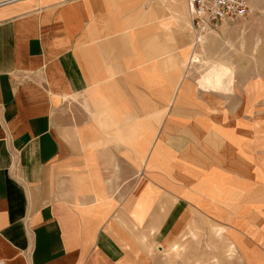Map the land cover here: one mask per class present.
Returning a JSON list of instances; mask_svg holds the SVG:
<instances>
[{
  "label": "crops",
  "instance_id": "crops-1",
  "mask_svg": "<svg viewBox=\"0 0 264 264\" xmlns=\"http://www.w3.org/2000/svg\"><path fill=\"white\" fill-rule=\"evenodd\" d=\"M187 26L182 0H0V260L162 264L148 240L178 258L198 214L249 264L189 172L256 190L235 228L264 258V133L185 71Z\"/></svg>",
  "mask_w": 264,
  "mask_h": 264
},
{
  "label": "rangeland",
  "instance_id": "rangeland-1",
  "mask_svg": "<svg viewBox=\"0 0 264 264\" xmlns=\"http://www.w3.org/2000/svg\"><path fill=\"white\" fill-rule=\"evenodd\" d=\"M187 30L191 32L192 37L191 44L183 50L185 71L190 75L193 73L197 79L204 69L213 63L232 68L234 86L230 94L236 93L237 98L228 95L226 100L237 102L235 114L237 122H240L237 124L238 130L247 135L264 133V0H251L250 14L245 20L211 29L199 35H194L195 32H192L190 26H187ZM197 36L201 38L197 39ZM257 136L260 135L257 134ZM240 137L243 138V136ZM238 142L239 138H237V144ZM256 143L257 146H261L260 140H256ZM259 149L262 151V148L257 147V151ZM259 155L264 156V152H259ZM187 175L188 178L185 180L192 181L193 188L206 194L211 201H220L231 208L238 218L223 221L227 223L224 224L227 234L237 242L249 264H264V258L257 256L254 249L241 243L244 236L239 234L235 228H241L243 232L248 233L252 222H256L251 219L256 190L250 187L249 183L242 182L243 185L237 187V194L233 195L231 190H223L218 180L204 178L205 175L202 172H189ZM196 216L194 227L198 233L197 237L192 238L187 235L184 239L185 253L188 257L184 255L185 253L178 258L164 252L161 253L156 249L159 244L157 240H148V243L153 245L154 252L160 256L159 261L162 264H196V259L200 261V264H245L244 257L239 254L240 251L235 248L234 243L227 236L223 239L222 235H211L210 225L206 219L201 218L200 215L199 218L198 214ZM257 222H262L260 227L264 228V220ZM245 241L251 243L249 239ZM252 246L257 248L256 245ZM193 247H196L195 251ZM259 252L264 254L261 249Z\"/></svg>",
  "mask_w": 264,
  "mask_h": 264
},
{
  "label": "built area",
  "instance_id": "built-area-1",
  "mask_svg": "<svg viewBox=\"0 0 264 264\" xmlns=\"http://www.w3.org/2000/svg\"><path fill=\"white\" fill-rule=\"evenodd\" d=\"M195 34L221 28L245 20L250 14L251 0H182ZM0 264H6L0 260Z\"/></svg>",
  "mask_w": 264,
  "mask_h": 264
},
{
  "label": "bare ground",
  "instance_id": "bare-ground-1",
  "mask_svg": "<svg viewBox=\"0 0 264 264\" xmlns=\"http://www.w3.org/2000/svg\"><path fill=\"white\" fill-rule=\"evenodd\" d=\"M192 31L195 30L192 28ZM201 36H197V39H200ZM197 84L205 91H220L224 94H230L234 86V71L226 65L213 63L200 74L197 78Z\"/></svg>",
  "mask_w": 264,
  "mask_h": 264
}]
</instances>
